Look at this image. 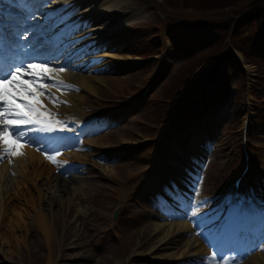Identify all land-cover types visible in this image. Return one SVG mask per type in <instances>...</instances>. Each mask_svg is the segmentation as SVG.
I'll return each instance as SVG.
<instances>
[{"label": "rangeland", "instance_id": "1", "mask_svg": "<svg viewBox=\"0 0 264 264\" xmlns=\"http://www.w3.org/2000/svg\"><path fill=\"white\" fill-rule=\"evenodd\" d=\"M136 1L139 0H135V2ZM140 1L135 6L142 9L146 8L145 17H149L151 7L148 6L149 4H143L142 0ZM201 1L207 2V0ZM151 14L153 17L155 16V13H152V10ZM218 17L219 18L216 20L225 21V18L221 15ZM149 18H151V16ZM142 19L143 15L140 20L142 21ZM151 22L152 23L150 26L151 28H154L155 22ZM214 33H216V31L211 30L210 34ZM132 36H134V32L129 33L125 37L119 34L118 41L121 47L114 52L118 53L120 51L121 57L125 58L124 60L129 57H132V59H136L137 56L145 57L149 55L148 51H152L150 54L154 53L152 48H142L140 39L135 44L134 37ZM145 38L146 41L151 39L150 32L145 33ZM205 48L207 47H204V49ZM199 53L200 52L197 51L191 56L184 57L182 60L180 58L179 63H177V65L174 67L172 60H170L167 65L169 68L168 72H172L173 69L178 71V69L182 68V65H184L190 57L192 59ZM155 59V57H151L149 62L145 65L138 63L120 64L117 66V74L112 73L109 77L105 76V80L107 82L108 79V82L115 90V94H118V92H116V88L121 86L122 91H119V93H124L123 97H125L128 92V88H131L133 91L142 88L149 75V72L154 67ZM260 62L264 63L262 58H260ZM190 64L191 63H189V65ZM138 65H143L139 71ZM156 85L152 90V92L154 91L153 96L156 92ZM158 92L159 90L157 91L156 95H158ZM98 93H102V95L106 97L111 96L110 93L105 92V90L102 89H99ZM153 96L149 97L143 103V105H139V109H135V111L138 109L137 112L127 114L118 120L119 125L117 128L111 130L110 133L104 136L102 135L99 138H95L100 146L98 149L92 152V155L89 156L91 163L110 169V174L118 176L124 181L127 178L132 185H135L141 180L146 167H148L147 165L143 164V160L141 159L142 153H139L137 159L136 152H120L115 158L114 162H107L106 160L103 161L102 158H98L97 156L103 154L104 152L101 148L102 144L118 148L126 141L136 142L154 135V130L152 132L149 130L148 132V130L146 131L145 129L138 128V119H140V115L144 109V106L150 99H152ZM161 102V98L159 97V102L153 112L146 113L145 110L143 112L144 119L160 125L165 111L164 103ZM252 107L254 111H257L258 105L255 101L252 103ZM242 117L243 112H238L237 110L232 120V125L230 124L231 127L230 125L227 126L229 127L227 135H233L231 134V131L240 129ZM211 129L213 130V126H211ZM258 129L259 131H257V133L260 136V139L263 140L264 138L261 137V135H264V125L258 126ZM190 131L191 130L186 129L183 131V133H189ZM256 141L260 142L259 139H256ZM231 150L232 151H230L229 148H226L220 154H218V156L223 159H227L229 155L235 154V149L232 148V145ZM262 152L264 154V147ZM88 171L89 173L83 176L81 179H76L75 175L77 174L72 172L57 175V180H55L57 186L56 188H53L55 191H52V194L50 195L51 203L49 205H52L51 208L53 209V216L51 220V228L53 230L52 234H48L44 228H40L37 224V221L31 217L33 214V204L35 205L34 200H31L30 203L28 201L27 203L24 201L18 202V200L15 199V201H17L20 205L18 212H22L23 215L31 217L30 223L26 218L19 219L16 216L17 227L12 231L9 228L3 229V233L6 232V236L0 241V264H38V262L41 260H48L47 256L49 255L52 256V259H54L57 256L56 254L59 243L61 239L65 237V234H63L64 227H66L68 232V236L66 237L68 244L70 245V247L67 246L65 248L64 255L67 256L69 260H63L60 264H122V259L124 256L128 257L129 253L135 249L143 250V252L149 253L155 244L156 234L153 226L144 228L143 224L145 221H147V219L143 218L144 214L141 210L136 208L134 209L133 202H129L128 213L125 215V217L122 216V220L120 221L117 228L118 233L123 234V238L121 239L122 247H120L116 242H108L106 244L100 242L101 240L98 239L99 233H116L111 229V224H107L108 220L105 214L112 213L113 209L117 208L118 205H116L115 201L111 198V192L109 191L110 186L104 180H85V178H89L91 174L95 173L91 164L88 165ZM222 173L218 176L222 177ZM43 181H41L40 184H42ZM79 185L82 186L80 191L77 190ZM44 188H46V186ZM75 190L78 191L76 198H74V200L71 202L68 201V194ZM119 192L121 199H128V191L126 186L120 189ZM25 205L29 206L25 209ZM49 206L46 208V210H44L45 213L48 211ZM97 208L100 210L97 211ZM28 211H31L30 214H28ZM91 222L92 225L89 226V223ZM95 231H98V235L95 239H93L92 235H94ZM102 236L103 233L100 235V237ZM49 244L52 245L49 246ZM183 245V242L179 244L180 247ZM140 246L142 249H139ZM174 248L176 247L174 246ZM175 250L176 249H173L171 252H175ZM179 250L180 248L173 254H176ZM183 250L184 248L181 249L180 253ZM164 254L165 252L161 250L158 252V257L155 256V259L153 258L154 255L151 256L153 261L145 262L137 260L134 261V264H164L162 262L165 259ZM78 258L79 260H77ZM45 264H48L47 261Z\"/></svg>", "mask_w": 264, "mask_h": 264}, {"label": "snow or ice", "instance_id": "2", "mask_svg": "<svg viewBox=\"0 0 264 264\" xmlns=\"http://www.w3.org/2000/svg\"><path fill=\"white\" fill-rule=\"evenodd\" d=\"M9 3L13 0H0V13ZM34 18L35 13H31L12 31L0 28V150L4 154L0 156V162L5 157L23 156L25 145L33 143L37 151L47 153L42 142L44 137L64 140L67 137L55 134L74 130L52 109L66 104L56 91L79 89L60 79L67 66H52L61 57L49 47H57V41L54 38L41 39L35 31L38 24L31 23ZM46 158L53 164L57 163L55 156L47 155ZM237 207L242 213L245 211L242 206ZM192 215L197 213L193 211ZM204 218L196 222L203 230L197 234L207 239L213 251L210 258H202L199 264L209 259L214 264H236L235 255H231L229 260L224 258V253L231 251V243L223 238L219 229L204 223ZM258 248L264 251V242Z\"/></svg>", "mask_w": 264, "mask_h": 264}, {"label": "bare ground", "instance_id": "3", "mask_svg": "<svg viewBox=\"0 0 264 264\" xmlns=\"http://www.w3.org/2000/svg\"><path fill=\"white\" fill-rule=\"evenodd\" d=\"M84 0H77V4L82 3ZM75 2V0H69V2H65L62 4V6L67 7V11L70 13L73 11V9H70V3ZM135 4L134 0H100L99 4L93 3L91 5V9L84 12V14L81 16L79 20L93 17L100 12L107 11V10H116V9H123V7H130ZM62 6L58 7V10L62 8ZM140 13L137 9L130 12L128 19L126 22L131 21L136 18L137 14ZM101 18V17H100ZM132 22V21H131ZM127 23L119 25L116 29L120 28L122 25H125ZM68 25V24H67ZM106 28V24L104 21L101 20H95V24L93 28L90 31H94V33L87 39H85L81 46H83L85 43L89 41H96V39L101 38V30ZM94 47V51L92 52L91 56L92 58H99L100 56H104L107 59L100 60L97 64L93 65L91 68H89L86 71H82V69L85 67L86 64L89 63V61L82 66L74 67L72 66L71 71L68 74H60L61 78L68 79L72 81L73 83L80 86L82 89L81 92L76 90L66 91L64 93L65 97L68 99V103L61 105L57 109L62 112H71L73 111L75 114L78 113V110L83 102V94L85 92L95 91L96 86L103 81V73L100 70V67L104 65L106 62L109 63L110 60L117 59L116 55H108L106 52H102L100 50V46L96 45L94 43L92 45ZM96 54V55H95ZM47 103V101H45ZM49 108H52V105H48ZM47 142L52 141L50 138L47 137ZM94 141H89V143L93 144ZM24 155L19 157H12L13 164L11 166L7 163H4L1 165L2 168H0V181L4 178H7L8 183L7 187H10L13 192V201L10 205V201H7V205L9 208L8 212V220L6 223H4V228L14 230L17 227V221L16 216L19 219L26 218L28 222L30 223V218L33 217L37 224H39V221L42 223L43 226H40L41 228H44L45 231H47L48 234L52 232V229L49 225V221L47 218H45L42 214H44V210L48 208V206L51 203V194L52 191H55L53 188H56L57 183H55V180H57L56 177L53 175V169L49 170V164L46 162L41 156L37 154V150L30 148L28 146H25L24 149ZM73 152H67V155L72 154ZM71 160L80 161L81 158L77 157ZM64 162H67L66 164L67 168H72L76 163H69L68 159H63ZM12 176V177H11ZM45 178V182L39 185L38 181ZM48 182V183H47ZM45 184H47L46 188ZM49 185V186H48ZM1 188V187H0ZM82 189V186H78V191ZM71 191L72 193L68 194V201H73L74 198H76V194L78 191ZM18 202H27L31 200L35 201L34 207H32V216L27 217L26 215H23L22 212H18V209L20 205ZM29 205H25L24 208L26 209ZM51 208V206H49ZM2 210V209H1ZM0 210V218H3L4 215L2 211ZM31 211H28V214H30ZM10 214V217H9ZM193 222V221H191ZM33 223V222H32ZM154 230L157 232V237L159 240H155V244L153 245L151 251H154L151 254L158 255V252L160 250L164 251V246L172 247V245H177L180 241H186V244H189L187 237L190 229L188 223H182V222H156L154 225ZM183 232V233H182ZM6 232H0V239L3 240L5 238ZM165 237H167L165 239ZM172 241L171 245L165 244L164 242ZM190 248V247H189ZM187 248L186 251H189L190 249ZM138 252H134L133 254H137ZM200 249H195L194 254H199ZM77 255V254H76ZM166 257L170 260L173 259L171 256L172 254H169L168 252L165 253ZM155 258V257H153ZM52 258H49V264L51 263ZM168 261V260H167ZM125 260L123 261V263ZM120 263V262H118ZM246 264H264V257L261 255L254 256L248 260Z\"/></svg>", "mask_w": 264, "mask_h": 264}, {"label": "trees", "instance_id": "4", "mask_svg": "<svg viewBox=\"0 0 264 264\" xmlns=\"http://www.w3.org/2000/svg\"><path fill=\"white\" fill-rule=\"evenodd\" d=\"M257 1L256 0H254V3H256Z\"/></svg>", "mask_w": 264, "mask_h": 264}]
</instances>
